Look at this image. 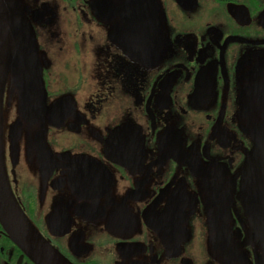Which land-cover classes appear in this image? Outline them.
I'll list each match as a JSON object with an SVG mask.
<instances>
[{"label":"flooded vegetation","instance_id":"flooded-vegetation-1","mask_svg":"<svg viewBox=\"0 0 264 264\" xmlns=\"http://www.w3.org/2000/svg\"><path fill=\"white\" fill-rule=\"evenodd\" d=\"M121 1L20 0L46 104L64 102L58 122L44 114L43 172V122L7 70L3 158L20 208L71 264H264L241 196L264 134V0H154L138 34ZM75 158L86 171L69 182ZM0 264H38L1 222Z\"/></svg>","mask_w":264,"mask_h":264},{"label":"water","instance_id":"water-1","mask_svg":"<svg viewBox=\"0 0 264 264\" xmlns=\"http://www.w3.org/2000/svg\"><path fill=\"white\" fill-rule=\"evenodd\" d=\"M154 5V0H122L119 11L127 28L136 30L138 34L141 21L145 20L146 23H151L155 19L157 21V7ZM28 10L27 6L21 5L20 0H0V222L17 244L38 264H71L38 232L20 208L9 184L4 164L2 114L7 70L12 71L15 87L21 93V108L25 115L27 114L26 118L34 122H43L34 139L43 172L48 171V168L45 169L48 155L50 159L52 158L44 138V114L49 111L50 123L58 122L59 107L64 103L62 100L56 101L50 108L46 104L35 37L25 15V11ZM146 38L152 40L153 36L147 32ZM157 51L158 48L155 49V53ZM150 54L146 53V56H151ZM114 134L117 135L118 132ZM19 136L20 133L15 137L12 127L10 149L14 155L18 153ZM58 156L57 162L64 160L62 155ZM75 160L70 161L68 165L69 182L73 181L74 176L83 175L86 171L84 164L87 163L84 160L80 162L78 158ZM189 164L194 167L196 165L192 160H189ZM241 175V196L250 217L257 219L260 224L257 230L255 229V234H260L264 245V134L257 136L255 145L248 152ZM79 206L82 205L78 204L77 207Z\"/></svg>","mask_w":264,"mask_h":264}]
</instances>
